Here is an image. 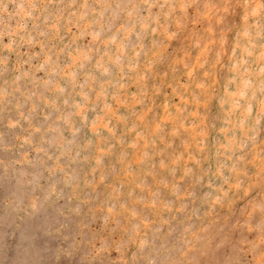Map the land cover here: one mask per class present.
<instances>
[{"label": "clouds", "instance_id": "9594fccd", "mask_svg": "<svg viewBox=\"0 0 264 264\" xmlns=\"http://www.w3.org/2000/svg\"><path fill=\"white\" fill-rule=\"evenodd\" d=\"M0 227L12 264H264V0H0Z\"/></svg>", "mask_w": 264, "mask_h": 264}, {"label": "rangeland", "instance_id": "374dc122", "mask_svg": "<svg viewBox=\"0 0 264 264\" xmlns=\"http://www.w3.org/2000/svg\"><path fill=\"white\" fill-rule=\"evenodd\" d=\"M23 243L20 231H12L7 227H0V264H12L14 254ZM34 245L37 251L45 247V239H36Z\"/></svg>", "mask_w": 264, "mask_h": 264}]
</instances>
